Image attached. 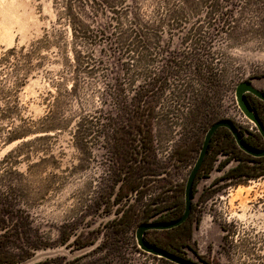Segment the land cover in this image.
<instances>
[{
    "label": "rangeland",
    "instance_id": "obj_1",
    "mask_svg": "<svg viewBox=\"0 0 264 264\" xmlns=\"http://www.w3.org/2000/svg\"><path fill=\"white\" fill-rule=\"evenodd\" d=\"M134 1L145 35L123 55L106 38L75 40L54 0H0V162L37 139L9 157L11 166L0 165V195L10 193L18 211L6 217L0 210V264H172L141 251L135 230L181 216L209 127L227 120L263 148L234 90L250 82L264 92V0H194L178 24L166 19L178 0L126 3ZM110 15L97 17L112 23L108 35L118 31ZM204 46L208 54H194ZM201 68L211 75L203 89L196 83ZM165 76L169 84L190 85L175 109H167L172 85L157 82ZM144 81L159 115L138 123L117 98L127 96L128 104ZM245 97L264 124V102ZM166 112L174 116L162 119ZM136 131L146 132L155 155L141 163L132 151ZM141 172L142 203L128 213L139 222L121 229L115 220L127 207L114 201L121 185L114 175ZM144 238L196 264H264V164L219 130L194 180L187 221Z\"/></svg>",
    "mask_w": 264,
    "mask_h": 264
},
{
    "label": "trees",
    "instance_id": "obj_2",
    "mask_svg": "<svg viewBox=\"0 0 264 264\" xmlns=\"http://www.w3.org/2000/svg\"><path fill=\"white\" fill-rule=\"evenodd\" d=\"M207 1L208 0H202L204 4L205 3L208 4ZM54 5L57 7L58 20L69 25V27L71 28V31L73 32V37L75 40L90 39L93 41L95 39L106 38L110 41V44H113V45L116 44L118 46L119 48V51H117L118 54L124 55L130 52V46H133V44L135 43H141L144 39L146 28H145V25L141 24V20L139 19V16H138V6L135 1L133 3H126V0H54ZM194 6H195L194 0H178L176 2V5H174L167 12L166 14L167 21L171 23H177V24L181 23L182 19L178 18L180 13H182V11H184L185 9L193 8ZM108 13H111V15L109 16L110 19L113 21H116L114 27H116L118 30L117 32L111 33L109 35L107 34L106 30L109 29V27L113 26L112 23H109L107 25H104V24L101 25L97 21V17H100L102 15L108 16ZM122 16H124L128 21L126 25L127 27L124 31L122 30L123 29V24H122L123 17ZM87 22L95 24V27L91 28V25ZM124 40L125 41L131 40L130 41L131 45L125 44ZM206 48H207L206 46L202 48H198L194 51V54H196L197 56L206 55L208 54V51L206 50ZM117 52L114 50L110 52V55L115 54ZM73 54L76 57L77 52L74 51ZM168 55L169 57H171L173 56V53H169ZM1 61H4V59ZM75 69H78V72H79L80 65H78L77 68ZM173 72H174V69L169 68V71L167 72V74L170 76H173L172 74ZM76 75L78 76L77 73ZM158 80L159 81L157 82H159V86L161 88L169 87L170 85H172L171 96L169 97L167 101V109L169 110L170 108H173V109L177 108L179 103L185 99V96H183V91L187 90V88L190 85L186 83L180 84L179 82L169 84L167 80V76L159 77ZM196 83L201 89L209 86V84L211 83V75L208 74L206 69H202V68L199 69V72L196 78ZM150 86L151 84L144 81L142 84L136 87V89H134V95L128 100V104H126L127 96L117 98V103L121 109H125V108L130 109L129 116L131 120L137 121L138 123H146L147 121L156 119L158 117L159 114L155 113L156 101H154L149 95ZM74 87L75 85L73 83L71 90H70L71 92L73 91ZM257 115H258V112H257ZM173 116L174 115L171 112H166L163 115H161V118L170 119ZM219 130H224L229 135H231L228 130L224 128H220L214 133V135L211 138L210 143L212 142L213 137ZM80 133H81L80 128H78L77 135ZM137 136H140V137L137 139L138 143L132 149V151L137 157L138 156L141 157L139 161V163H141L143 157H146V156L154 157L155 155H154V150H153L151 143L149 142L147 143V140H144V139H147L146 132L143 133L141 131H136L135 137ZM242 139L247 146L254 148V149H258L256 146L257 141H254L252 138L250 139L242 138ZM35 141H37V139L20 144L17 148L12 150L5 156L4 158L5 160H2L0 162V165L5 164V166H8L9 164L11 166V162L10 163L7 162L9 157H11L13 154H19L22 151V149H24L25 147H28L30 144L34 143ZM245 155L247 156L248 159H250L256 164H264V157L255 158L247 154ZM143 168L145 167L144 166L140 167V169H143ZM142 173L143 172L136 173L134 176H131V177H126L125 175V177L123 178H121L119 174L114 175V178H116L113 181L114 185H116L119 181L121 182V185L119 187L120 188L119 192L116 194L114 201L119 202V201H122V199H124L122 208L127 207L125 211L122 213V215L115 220V223L118 224L121 229L129 228L130 225L139 222L138 217L133 218L132 214L131 216H129L128 213L134 212L135 205L137 204L138 206V204L142 203V199L144 196L142 193V189H143L142 187L144 186V182L141 180ZM0 196L2 200V202L0 203V210H1L2 216L11 217L15 215L18 211L14 209L15 205H14V200H13L12 195L10 193H2ZM131 200H133V203L130 204ZM0 222H1L0 223V231H1L5 227H2V224L4 223V221L2 220ZM163 251H167L168 253L176 257H179L172 251H169V250H163Z\"/></svg>",
    "mask_w": 264,
    "mask_h": 264
},
{
    "label": "water",
    "instance_id": "obj_3",
    "mask_svg": "<svg viewBox=\"0 0 264 264\" xmlns=\"http://www.w3.org/2000/svg\"><path fill=\"white\" fill-rule=\"evenodd\" d=\"M246 94H250L257 98L258 100L264 102V92L256 89L253 84L250 82H241L236 85L234 90V97L236 104L243 114V116L255 127L256 132L260 135L264 142V124L260 120V118L257 116V114L251 109L250 105L246 101ZM224 128L229 131L232 138L234 139V142L239 150H241L243 153L255 157V158H261L264 157V148L262 150H257L254 148H251L245 144L243 141L239 131L236 129V127L227 120H221L217 121L214 124H212L207 132L205 133L203 143L201 145L200 152L198 154V157L188 175L187 181L185 183L184 188V210L182 215L175 221L169 222V223H148V224H141L139 225L135 230V241L137 247L152 256L159 257L161 259H164L172 264H196L184 259H181L179 257H176L168 252L159 250L147 243L144 236L149 231H167L174 229L180 225H182L189 217L190 210H191V200H192V187L194 180L196 178V175L205 159V156L208 151L209 143L211 141L212 136L214 133L220 129Z\"/></svg>",
    "mask_w": 264,
    "mask_h": 264
}]
</instances>
